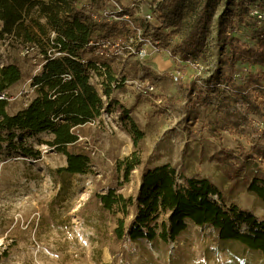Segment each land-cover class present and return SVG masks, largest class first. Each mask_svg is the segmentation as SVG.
I'll list each match as a JSON object with an SVG mask.
<instances>
[{"label": "rangeland", "instance_id": "obj_1", "mask_svg": "<svg viewBox=\"0 0 264 264\" xmlns=\"http://www.w3.org/2000/svg\"><path fill=\"white\" fill-rule=\"evenodd\" d=\"M237 1L187 0L176 22L170 20L173 14L168 21L158 17L154 0L93 2L95 18L124 22L119 31L128 32L130 39L122 48L116 44L123 45L127 37L110 40L105 51L116 47L121 53L94 59L97 70L89 73L90 83L105 104L111 103V110L75 128L79 140L67 152L88 156L90 171L59 174L67 156L50 145L55 138L50 133L17 132L14 143L38 151L36 158L4 143L0 264H264L262 252L222 241L214 228L191 222L170 242L118 237L119 221L129 233L138 207L129 206L125 215L118 207L106 210L97 197L111 189L125 198L137 197L145 171L170 165L177 177L209 180L222 195L213 197L222 207L235 205L264 220V197L250 190L253 182H264V124L246 113L240 96L222 80L230 68L219 48L218 18L235 9ZM203 14L209 35L198 60L184 61L175 54L176 46ZM35 21L47 24L38 5L26 12L24 24L39 33ZM158 30L161 40L154 42ZM42 41L27 42L23 34L0 35V66L16 65L21 71V79L5 91L10 115L36 98L32 80L42 72L44 51H50L46 38ZM27 48L33 50L27 53ZM139 50L146 54L140 57ZM82 56L94 57L84 51ZM247 66L239 62L236 77ZM106 91L111 92L109 98ZM132 123L143 134L136 145ZM7 134L0 131L4 138ZM133 153L141 164L125 181L118 166Z\"/></svg>", "mask_w": 264, "mask_h": 264}, {"label": "trees", "instance_id": "obj_2", "mask_svg": "<svg viewBox=\"0 0 264 264\" xmlns=\"http://www.w3.org/2000/svg\"><path fill=\"white\" fill-rule=\"evenodd\" d=\"M77 1L0 0L1 36L23 34L27 42L39 43L46 38L45 44L52 51L51 56L47 49L44 51L46 61L42 72L32 80L31 89L36 94L34 100L14 115L7 112L6 101L0 102V131L8 133L6 138L0 135V149L6 143L8 147L36 158L40 155L38 151L25 147L22 142L14 143L17 132L22 135L50 133L55 136L50 145L67 156V166L59 169V174H87L90 171V158L70 154L67 147L79 140L75 128L94 122L112 106L111 103H104L90 83L89 73L98 67L94 59L100 57L98 48L91 47L90 42L109 44L110 40H124L130 35L127 30L122 34L119 31L124 22L100 21L77 8ZM154 1L158 17L168 21L169 14H173L172 22L180 18L187 4V0ZM37 5L47 21L46 26L34 22L39 33L24 24L26 12ZM206 15H201L189 35L176 46L175 54L179 53L184 61H197L199 58V49L209 35ZM113 31L117 34H112ZM159 37L158 30L153 41H160ZM217 37L224 64L230 68V73L222 75V80L240 96L246 113L260 117L264 124V0H238L235 9L218 18ZM83 51L94 57H83ZM54 54L59 55L55 57ZM239 62L247 63L249 67L236 77L234 70ZM212 78H216V73ZM20 79L18 66H0V94ZM110 93L106 91L105 95L109 98ZM122 113L128 116L125 110ZM132 129L136 145L143 134L134 123ZM140 164L136 153L119 163L125 181ZM250 188L256 195L264 197V182L263 186L253 182ZM214 196L222 199L219 190L209 180L177 177L170 165L145 171L137 197L125 198L114 189L97 195L106 210L118 207L127 215L129 206L138 207L129 233L125 232L124 222L119 221L116 229L118 237L127 234L131 240L160 239L170 242L191 222L214 228L222 241L236 242L264 254V220H258L235 205L226 209L213 200ZM163 216L166 218L161 219Z\"/></svg>", "mask_w": 264, "mask_h": 264}, {"label": "built area", "instance_id": "obj_3", "mask_svg": "<svg viewBox=\"0 0 264 264\" xmlns=\"http://www.w3.org/2000/svg\"><path fill=\"white\" fill-rule=\"evenodd\" d=\"M95 1H99V0H78L77 2H76V6H77V8H79V9H81L84 13H86V14H88V15H91V16H93L94 18L96 17V15L95 14H93V12L91 11V5L93 4V2H95ZM100 1H102V0H100ZM104 16H107V14H104ZM108 17V16H107ZM148 19H151L152 18V16L151 15H149L148 17H147ZM52 37H54V33H52ZM129 39H130V35L127 37V40L126 41H123V45H120L119 43H117L116 44V46L118 47V48H122V47H124L125 46V44L129 41ZM90 46L91 47H97L98 48V54L100 55V57H106V58H109V57H115V56H117L119 53H121L120 51H118L117 49H116V47H114V51H105V48H108V45H107V43L106 44H100V43H96V42H90ZM30 50H33L32 48H27L26 49V51H27V53H29L30 52ZM146 53H145V51H143V50H139V53H138V55L141 57V56H144ZM52 55V51H49V56H51ZM55 56L57 55H59V54H54ZM175 78H176V80H178V76H176L175 75ZM7 99V94H6V92H4V93H1L0 94V102L1 101H5Z\"/></svg>", "mask_w": 264, "mask_h": 264}, {"label": "crops", "instance_id": "obj_4", "mask_svg": "<svg viewBox=\"0 0 264 264\" xmlns=\"http://www.w3.org/2000/svg\"><path fill=\"white\" fill-rule=\"evenodd\" d=\"M28 104H29V102L26 104V106H27ZM26 106H25V107H26Z\"/></svg>", "mask_w": 264, "mask_h": 264}, {"label": "bare ground", "instance_id": "obj_5", "mask_svg": "<svg viewBox=\"0 0 264 264\" xmlns=\"http://www.w3.org/2000/svg\"><path fill=\"white\" fill-rule=\"evenodd\" d=\"M56 259H58V258H56Z\"/></svg>", "mask_w": 264, "mask_h": 264}]
</instances>
